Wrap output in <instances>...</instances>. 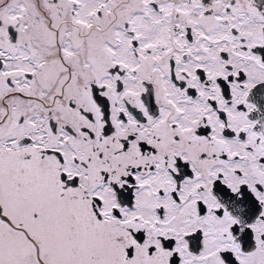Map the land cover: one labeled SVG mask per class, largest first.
<instances>
[{
  "label": "snow or ice",
  "instance_id": "1",
  "mask_svg": "<svg viewBox=\"0 0 264 264\" xmlns=\"http://www.w3.org/2000/svg\"><path fill=\"white\" fill-rule=\"evenodd\" d=\"M0 264H264V0H0Z\"/></svg>",
  "mask_w": 264,
  "mask_h": 264
}]
</instances>
